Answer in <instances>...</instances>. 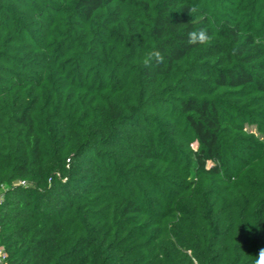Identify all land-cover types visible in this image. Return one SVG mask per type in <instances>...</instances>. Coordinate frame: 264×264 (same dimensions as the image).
<instances>
[{
	"label": "trees",
	"instance_id": "trees-1",
	"mask_svg": "<svg viewBox=\"0 0 264 264\" xmlns=\"http://www.w3.org/2000/svg\"><path fill=\"white\" fill-rule=\"evenodd\" d=\"M262 249L264 0H0L4 264Z\"/></svg>",
	"mask_w": 264,
	"mask_h": 264
},
{
	"label": "clouds",
	"instance_id": "clouds-1",
	"mask_svg": "<svg viewBox=\"0 0 264 264\" xmlns=\"http://www.w3.org/2000/svg\"><path fill=\"white\" fill-rule=\"evenodd\" d=\"M191 39L193 42L199 40L201 43L205 42L207 37L204 32H200L197 34H192ZM256 264H264V249H262L258 254V259L256 260Z\"/></svg>",
	"mask_w": 264,
	"mask_h": 264
},
{
	"label": "built area",
	"instance_id": "built-area-1",
	"mask_svg": "<svg viewBox=\"0 0 264 264\" xmlns=\"http://www.w3.org/2000/svg\"><path fill=\"white\" fill-rule=\"evenodd\" d=\"M4 258H5V254H3V252L0 250V264H4L3 263Z\"/></svg>",
	"mask_w": 264,
	"mask_h": 264
}]
</instances>
